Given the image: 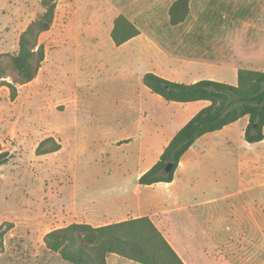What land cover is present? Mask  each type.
<instances>
[{"label": "rangeland", "instance_id": "rangeland-1", "mask_svg": "<svg viewBox=\"0 0 264 264\" xmlns=\"http://www.w3.org/2000/svg\"><path fill=\"white\" fill-rule=\"evenodd\" d=\"M40 1L0 0V55H5L7 72L4 82H11L9 56L17 53L20 33L42 13ZM174 1L58 0L50 30L39 37L46 60L37 76L17 86L15 98L6 86L0 87V145L10 155L0 167V226L5 232L0 237V264H48L53 258L43 237L57 227L47 223V215L48 211L58 214L66 198L65 171L119 166L128 167L131 176L144 172L198 111L201 102H166L141 82L145 73L153 71L167 78L178 77L165 63L168 57H180L178 52L185 54V47L175 43L190 45L193 40L187 55L216 62L208 71H193L202 80L236 85L240 68L264 72V0H192L185 24L176 29L171 28L168 16ZM105 6L109 9L104 11ZM119 16L139 32L121 49L110 38ZM223 53L229 59L219 62ZM244 122L242 118L208 134L229 138L226 145L230 150L225 151L229 154L225 163L229 182L224 190L204 188L188 197L193 201L214 199L218 202L213 205L215 214H227L231 207L252 200L250 194L231 197L239 187L232 164L239 153H245L238 150L244 142ZM64 140L61 153H36L39 145L41 151L60 148L59 142ZM203 140L194 150L200 151ZM260 198L264 193L258 192L254 238L238 236L230 226L205 235L200 223L187 222L184 216L167 217L164 231L179 227L180 234L195 235L187 242L184 237L179 239L181 251L195 262L264 264V206ZM56 260L69 264L59 257Z\"/></svg>", "mask_w": 264, "mask_h": 264}, {"label": "trees", "instance_id": "trees-1", "mask_svg": "<svg viewBox=\"0 0 264 264\" xmlns=\"http://www.w3.org/2000/svg\"><path fill=\"white\" fill-rule=\"evenodd\" d=\"M58 0H41L42 13L30 22L20 33L18 50L9 56L13 75L11 82L7 77L3 58L0 55V87L6 86L12 98L17 95V86L32 82L37 76L45 59L44 45L39 42L41 34L50 30ZM189 14V1L176 0L168 11L169 24L183 23ZM138 30L123 16L114 20L110 38L119 47L136 37ZM7 56V55H6ZM143 86L152 94L166 102L193 103L208 102V105L194 114L171 138L158 161L143 173L138 184L149 186L155 183H169L181 157L193 143L205 134L222 130L243 117L248 118L244 130V140L249 144L263 140L264 128V72L239 69L236 85L201 80L193 84L169 81L148 72L142 76ZM46 155L59 150L41 151ZM10 155L0 145V167L5 165ZM173 167L164 174L166 164ZM3 226H0V237ZM45 249L70 264H106L109 254L118 255L138 264H184L169 243L157 230L148 217L92 228L86 224H70L52 230L44 235Z\"/></svg>", "mask_w": 264, "mask_h": 264}, {"label": "crops", "instance_id": "crops-1", "mask_svg": "<svg viewBox=\"0 0 264 264\" xmlns=\"http://www.w3.org/2000/svg\"><path fill=\"white\" fill-rule=\"evenodd\" d=\"M188 1L190 13L192 0ZM108 9L109 7L105 6L104 11ZM104 14L102 12V15ZM186 20L177 26H171V28L176 29L181 27L185 24ZM175 44L176 47H185V54L182 55L177 51L180 57H168L165 63L169 72L172 73L175 70L178 73V77L172 79L157 71L151 73L169 81L193 84L202 80L196 74H193V71L197 69L208 71L216 67V62L208 63V61H203L201 58L197 59L187 55L186 50L193 46V40H190V45H187V42L183 41ZM170 45L173 46V43ZM123 46L124 44L118 48L121 49ZM224 57L219 62L229 59V55L227 54H224ZM45 60L46 58L44 62ZM199 102L201 103L197 109L198 111L208 105V102ZM243 118H245V122L242 129L248 124V118ZM201 139L204 140L201 142L200 151L194 150L195 145ZM228 139L220 135L208 136V134L197 139L181 157L178 167L174 171L173 179L169 183H155L149 186L139 185V177L147 170L131 176L128 167H87L65 171L66 178L62 181L66 184V198H64V201H61L62 204L59 207L58 214L48 211L47 223L57 224V227L52 230L67 227L70 224H86L92 228H100L141 217H148L184 264H205L193 261L189 253L181 251L182 243L179 239L184 237L187 242L189 237L193 238L195 235L191 236L188 232L180 234L179 227L171 229L172 232L170 233H166L164 230H166L168 222L167 217L184 216V220L187 222L195 220L200 223L203 226H200L201 232L209 236H212L210 233L214 230H225L227 226H230L228 227L229 230H236V235L238 236L243 235L246 239L255 237L258 223V216L256 214L258 192L264 193V128L263 140L258 143L249 144L244 140L243 136L244 142L242 145L240 144L238 150L239 152L243 150L245 153L243 155L239 153L232 164L237 174L239 187L231 197H244L246 194H250L252 196L250 203L241 202L238 206L231 207L230 212L227 214H215L213 205L218 202H215L214 199L204 198L193 201L188 198L190 195H195L204 188L224 190L226 184L229 182L225 164L226 158L229 155L225 151L230 150L228 145H226L229 143ZM64 142L65 140L59 142L61 146L55 153L64 151L65 147L64 145L62 146ZM159 154H161V151ZM246 177H249L250 180L245 181ZM49 190L52 189L50 188ZM260 200L261 205L264 206V198H260ZM218 219L221 221H217ZM262 221H264V217L261 219ZM236 224H239V228L236 227ZM244 224H246L245 227ZM51 257L53 258H51L48 264H60L56 260L57 255H51ZM121 259L124 258L115 254H109L106 257V264H128ZM217 264L256 263L219 262Z\"/></svg>", "mask_w": 264, "mask_h": 264}, {"label": "water", "instance_id": "water-1", "mask_svg": "<svg viewBox=\"0 0 264 264\" xmlns=\"http://www.w3.org/2000/svg\"><path fill=\"white\" fill-rule=\"evenodd\" d=\"M172 167H173L172 163L166 164V166L164 167V174H168L171 171Z\"/></svg>", "mask_w": 264, "mask_h": 264}]
</instances>
